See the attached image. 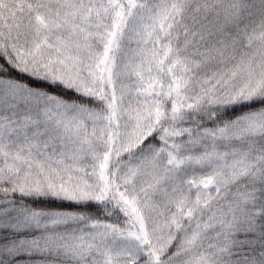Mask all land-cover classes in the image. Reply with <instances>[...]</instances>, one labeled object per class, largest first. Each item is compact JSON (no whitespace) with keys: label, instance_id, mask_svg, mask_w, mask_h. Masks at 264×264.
Returning a JSON list of instances; mask_svg holds the SVG:
<instances>
[{"label":"snow or ice","instance_id":"6c2138e0","mask_svg":"<svg viewBox=\"0 0 264 264\" xmlns=\"http://www.w3.org/2000/svg\"><path fill=\"white\" fill-rule=\"evenodd\" d=\"M0 264H264V0H0Z\"/></svg>","mask_w":264,"mask_h":264}]
</instances>
